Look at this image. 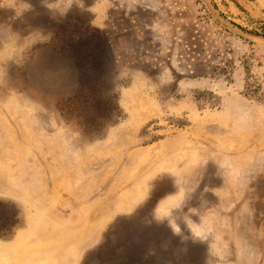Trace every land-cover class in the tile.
Here are the masks:
<instances>
[{"label": "rangeland", "instance_id": "374dc122", "mask_svg": "<svg viewBox=\"0 0 264 264\" xmlns=\"http://www.w3.org/2000/svg\"><path fill=\"white\" fill-rule=\"evenodd\" d=\"M236 1L207 0L264 37ZM187 3L150 38L113 0H0V264H173L144 236L178 191L217 209L201 264H264V44Z\"/></svg>", "mask_w": 264, "mask_h": 264}, {"label": "crops", "instance_id": "0c3cea01", "mask_svg": "<svg viewBox=\"0 0 264 264\" xmlns=\"http://www.w3.org/2000/svg\"><path fill=\"white\" fill-rule=\"evenodd\" d=\"M188 1L189 0H113V3L114 9L117 10V13L120 15V20H127L125 28L128 30L124 31H129L131 35L138 33L143 34V31L144 34L151 38L157 34L150 30H153L154 25H158V23H155L157 20L160 22L164 20L163 14L167 12V5H174V11L178 14L176 17L183 21L184 18H186L185 13H181L180 10L189 6L187 3ZM169 9L170 7L167 8V10ZM180 36H182L181 31L174 32L170 37L167 36L166 42H171L172 37L178 38ZM185 201V192L181 194L178 191L175 194H171L159 207L156 206L152 211L151 219L154 221L160 217L162 226L157 227L151 225L149 230L145 233L144 242H146V244H151V246H161L162 244L163 247L168 249L169 254H171L174 260L173 264H201L204 260L201 255V250H206L209 255L208 244L211 242V233L213 232L208 221H219V219H217V212L212 214V211H217V209H211V215L207 217L202 216L200 212L201 208L190 214H185L182 212L183 204H186ZM205 221L207 222L205 223ZM245 225H247L248 228L249 221ZM169 254H166V257L163 253V258L169 259ZM154 259L155 258L151 254V256L146 259L145 264H156ZM135 264H139V262L137 261Z\"/></svg>", "mask_w": 264, "mask_h": 264}, {"label": "water", "instance_id": "95a60500", "mask_svg": "<svg viewBox=\"0 0 264 264\" xmlns=\"http://www.w3.org/2000/svg\"><path fill=\"white\" fill-rule=\"evenodd\" d=\"M202 4L204 5V7L206 8V10L208 11V13L211 15V17L213 18V20L215 22H217L220 26H222L223 28H225L226 30H228L229 32H231L232 34L239 36L243 39H246L248 41L251 42H256V43H260V44H264V37H260V36H255V35H250L247 33H244L242 31H240L239 29L229 25L228 23H226L225 21H223L221 18H219L212 10V8L210 7L209 3L207 2V0H201ZM127 254H129V256H132V253L127 252ZM136 262V258H131V263Z\"/></svg>", "mask_w": 264, "mask_h": 264}, {"label": "bare ground", "instance_id": "6f19581e", "mask_svg": "<svg viewBox=\"0 0 264 264\" xmlns=\"http://www.w3.org/2000/svg\"><path fill=\"white\" fill-rule=\"evenodd\" d=\"M138 195V194H137ZM92 242H94V240H91V239H89V244L90 243H92ZM93 245V244H92ZM240 256H243V251H240ZM75 256V255H74ZM244 257V256H243ZM72 258V257H71ZM55 259H57V258H55ZM54 263V262H53ZM38 264H48L47 262H45V261H43V262H41V263H38ZM62 264H74V261H72V259H70V257H68L67 258V260L65 261V262H63Z\"/></svg>", "mask_w": 264, "mask_h": 264}]
</instances>
